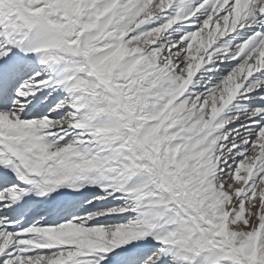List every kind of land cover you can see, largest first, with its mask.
I'll return each mask as SVG.
<instances>
[{"label": "snow or ice", "instance_id": "obj_1", "mask_svg": "<svg viewBox=\"0 0 264 264\" xmlns=\"http://www.w3.org/2000/svg\"><path fill=\"white\" fill-rule=\"evenodd\" d=\"M0 264H264V0H0Z\"/></svg>", "mask_w": 264, "mask_h": 264}]
</instances>
